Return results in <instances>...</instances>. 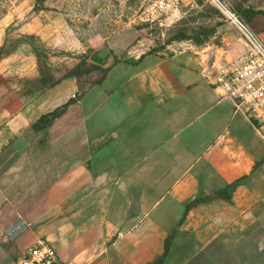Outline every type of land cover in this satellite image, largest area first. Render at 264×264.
I'll return each instance as SVG.
<instances>
[{
    "label": "crops",
    "instance_id": "0c3cea01",
    "mask_svg": "<svg viewBox=\"0 0 264 264\" xmlns=\"http://www.w3.org/2000/svg\"><path fill=\"white\" fill-rule=\"evenodd\" d=\"M219 36L166 55L123 29L98 83L0 147V264L39 243L60 264H264V130L203 73L246 54L234 25Z\"/></svg>",
    "mask_w": 264,
    "mask_h": 264
},
{
    "label": "rangeland",
    "instance_id": "374dc122",
    "mask_svg": "<svg viewBox=\"0 0 264 264\" xmlns=\"http://www.w3.org/2000/svg\"><path fill=\"white\" fill-rule=\"evenodd\" d=\"M172 1L166 8L167 0H0V147L98 83L105 47L123 29L140 31L139 52L208 55L222 46L227 21L215 6ZM231 1L246 22L243 10L264 14V0Z\"/></svg>",
    "mask_w": 264,
    "mask_h": 264
},
{
    "label": "built area",
    "instance_id": "2783aa9c",
    "mask_svg": "<svg viewBox=\"0 0 264 264\" xmlns=\"http://www.w3.org/2000/svg\"><path fill=\"white\" fill-rule=\"evenodd\" d=\"M241 34L246 54L237 61L215 59L203 73L212 82L222 99L230 100L258 130H264V40L235 10L231 0H208ZM174 6L167 0L166 8ZM18 228V231H21ZM17 264H60L56 251L39 243L24 253Z\"/></svg>",
    "mask_w": 264,
    "mask_h": 264
},
{
    "label": "trees",
    "instance_id": "16d2710c",
    "mask_svg": "<svg viewBox=\"0 0 264 264\" xmlns=\"http://www.w3.org/2000/svg\"><path fill=\"white\" fill-rule=\"evenodd\" d=\"M68 104H69V103H67V104H66L65 106H63L62 108H66V107L68 106ZM59 110H60V109H58V110L54 111L53 113H50V114H48V115L42 117V118L40 119V123H41V122L43 123L48 117L56 118L57 116H59V115L61 114V112H59ZM196 203H199V201H197Z\"/></svg>",
    "mask_w": 264,
    "mask_h": 264
}]
</instances>
